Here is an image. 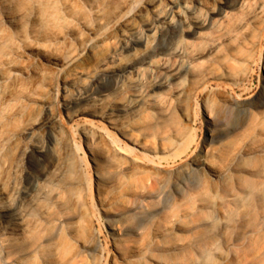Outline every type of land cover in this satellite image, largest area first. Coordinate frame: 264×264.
<instances>
[{
  "label": "rangeland",
  "instance_id": "rangeland-1",
  "mask_svg": "<svg viewBox=\"0 0 264 264\" xmlns=\"http://www.w3.org/2000/svg\"><path fill=\"white\" fill-rule=\"evenodd\" d=\"M6 1L5 11L0 0V264H49L39 254L10 256L2 248L3 237L24 227L16 217L43 220L48 208L56 211L49 226L58 232L45 243L65 244L79 264H125L123 255L155 243L172 218L189 224L210 211L207 221L264 214V199L250 205L247 183L238 178L255 179L252 166L264 159V150L245 145L251 134L260 138L252 120L264 117V0ZM67 58L83 59L77 71ZM245 100L246 108L238 104ZM103 137L120 155L97 165L91 151L103 155ZM202 156L229 175L196 166ZM155 168L165 177L157 180ZM97 169L110 172L100 189ZM142 181L155 185V194L136 198L142 208L122 210L120 200L133 199L129 188ZM68 185L77 202L65 207L56 192ZM127 226L140 232H124ZM218 231L227 236L233 227ZM185 234L177 227L168 239ZM173 252L152 247L145 256L161 264L153 254Z\"/></svg>",
  "mask_w": 264,
  "mask_h": 264
},
{
  "label": "bare ground",
  "instance_id": "bare-ground-1",
  "mask_svg": "<svg viewBox=\"0 0 264 264\" xmlns=\"http://www.w3.org/2000/svg\"><path fill=\"white\" fill-rule=\"evenodd\" d=\"M2 1V7L6 11L8 1ZM262 12L264 13V8ZM177 13L182 14L179 10ZM7 18L9 22H16L15 15H8L7 13ZM67 59L69 68L74 71H77L83 61L81 58ZM151 64L154 66L157 65L154 61H152ZM110 66L111 65H109V67ZM262 91H264V85L262 86ZM238 104L246 108L250 105V102L245 100L240 103L238 102ZM173 113L174 108L170 105L168 108V115L171 116ZM212 120L213 121L211 122L214 123L215 119L213 118ZM252 121L253 129L258 130V133L259 135L261 134V136L256 140L258 137L257 133L249 135L246 138L245 145L250 148V151L258 154L264 150V117L261 119L256 118ZM132 125H125L122 129L123 133L129 132L130 128L133 127ZM210 135L212 138L214 137L213 132H211ZM39 136L40 131H34L33 143L38 141ZM104 140L106 150L103 155L100 151H91V159L97 165L105 159L120 155L119 149L109 141V139L104 138ZM242 150L243 149L239 148L234 151L236 159L239 160L241 158ZM261 160L262 161L258 166H255L254 168L252 166V172L256 176L255 179L249 180L247 178H242L240 173V176H238V178L243 180L245 184L247 183L246 192L249 197L250 205L255 203L256 200L264 199V159ZM194 162L196 166L209 168L213 176L222 179L227 177L230 172H228V168L213 163V160L208 156L197 158ZM154 172L157 180H161L165 177V173L161 169L155 168ZM96 176L97 189H100V182L109 177L110 172L97 169ZM129 189L132 191L134 198L130 199L128 202L124 199L120 200L121 209L125 211L142 208V205L138 204L140 199L136 198H140V196H152L155 194L156 190L155 185L148 184L146 181H142L140 184L135 183ZM48 191L49 189L47 187L44 188L45 193ZM233 200L239 201L241 200V196L234 193ZM56 202L65 207H69L74 202H77V196L74 195L73 188L68 185L64 192L63 190L57 191ZM216 205L214 206L223 210L224 202H222L221 199H218ZM145 208H148V206ZM210 212H208V214L206 212L207 215L203 214L204 216L189 224L178 221L177 218H172L171 221L164 222L159 228L160 238L155 243L153 242L152 244L147 245L143 244L139 249L132 250L130 255H123V262L125 264H153L147 260L145 255L149 253L150 248L156 247L166 251H174L172 253L173 255L170 256L154 253L152 258H155V260L159 261L161 264H264V214L262 216H256L253 221H214L212 218L213 221H207L210 218V215H212ZM224 213H226V210H224ZM27 214H29V212H27ZM45 214V219L43 220L33 219L31 221H26L27 215L25 214L16 217L14 223L22 224L24 227L21 231H18L16 235L2 238L3 251L10 256L39 254L44 257V260L46 259L45 263L49 264H54L55 261L56 264H79L77 260L78 254L76 252H70L65 244L47 245V243H45V241L52 240L58 232L57 226H54V228L49 226V219L56 215V211L53 208H48L45 210ZM227 214L228 217H231L233 215H238L239 213L228 212ZM221 226H232L233 231L229 235L224 236L222 232L218 231V228L220 229ZM177 227L183 228L187 234L181 237H176L174 240H169L168 237L174 233V230ZM126 231L140 232L139 226L137 228L127 226L124 228V232ZM91 239L95 241L96 235L93 234ZM50 259H52V261H50ZM34 264L44 263L38 261Z\"/></svg>",
  "mask_w": 264,
  "mask_h": 264
}]
</instances>
